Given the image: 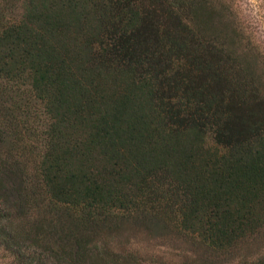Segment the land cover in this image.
<instances>
[{
    "label": "trees",
    "instance_id": "trees-1",
    "mask_svg": "<svg viewBox=\"0 0 264 264\" xmlns=\"http://www.w3.org/2000/svg\"><path fill=\"white\" fill-rule=\"evenodd\" d=\"M236 14L0 0V264H264L243 251L264 236V98ZM123 223L148 246L116 245Z\"/></svg>",
    "mask_w": 264,
    "mask_h": 264
},
{
    "label": "rangeland",
    "instance_id": "rangeland-1",
    "mask_svg": "<svg viewBox=\"0 0 264 264\" xmlns=\"http://www.w3.org/2000/svg\"><path fill=\"white\" fill-rule=\"evenodd\" d=\"M237 12L235 24L237 27V34L233 35V40H237L236 55L241 58L242 65L247 69L252 77V86L260 88L264 98V0H231ZM216 28V27H215ZM250 41V42H247ZM249 43V46H248ZM251 43V45H250ZM235 50V49H234ZM120 233L113 237L116 245L121 246L127 242L144 243L146 240V233L140 229V226H134L129 223H123ZM146 239V240H145ZM152 246L162 245V251H175L171 247V242L166 240H152L148 241ZM179 247V246H176ZM245 253L253 255H261L264 253V236L261 238L258 245L249 246Z\"/></svg>",
    "mask_w": 264,
    "mask_h": 264
}]
</instances>
